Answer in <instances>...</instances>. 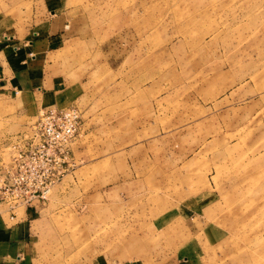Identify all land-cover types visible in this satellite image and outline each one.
Here are the masks:
<instances>
[{"label":"rangeland","instance_id":"374dc122","mask_svg":"<svg viewBox=\"0 0 264 264\" xmlns=\"http://www.w3.org/2000/svg\"><path fill=\"white\" fill-rule=\"evenodd\" d=\"M50 19L66 41L46 63L86 84L85 145L19 263L264 264V0H0V37ZM111 99H145L128 151L92 126ZM41 103L0 99V139Z\"/></svg>","mask_w":264,"mask_h":264},{"label":"crops","instance_id":"0c3cea01","mask_svg":"<svg viewBox=\"0 0 264 264\" xmlns=\"http://www.w3.org/2000/svg\"><path fill=\"white\" fill-rule=\"evenodd\" d=\"M53 27V19H50L35 39L6 35L0 37V99L12 98L26 102L39 99L43 102V110L49 106L68 108L84 102L81 98L86 95V84L82 81L73 83L66 76L52 73L54 66L46 63L47 57L59 51L57 43L61 42L59 46H62L66 41L64 35L57 33L60 27H56L55 31ZM136 102L139 105L137 110H140L145 99H111L109 111L102 103L100 107L97 103L96 111L92 114L95 131L103 133L109 130L113 138H121L117 153L128 151L135 145V133L142 126L135 125V121L143 117L144 113L141 110L142 115L136 116ZM19 131L0 139V155L9 138ZM82 144L79 140L72 147L75 155L76 152L83 155L85 144ZM39 205L19 207L14 215L5 204H0V264H20V257L25 258L21 253L28 249L29 244L25 241L29 238L26 233L32 218L37 216Z\"/></svg>","mask_w":264,"mask_h":264},{"label":"built area","instance_id":"2783aa9c","mask_svg":"<svg viewBox=\"0 0 264 264\" xmlns=\"http://www.w3.org/2000/svg\"><path fill=\"white\" fill-rule=\"evenodd\" d=\"M83 119L77 107H50L36 123L12 135L0 155V204L12 214L45 201L72 167L74 141Z\"/></svg>","mask_w":264,"mask_h":264},{"label":"bare ground","instance_id":"6f19581e","mask_svg":"<svg viewBox=\"0 0 264 264\" xmlns=\"http://www.w3.org/2000/svg\"><path fill=\"white\" fill-rule=\"evenodd\" d=\"M68 107V106H67ZM73 164V163H72ZM54 188V187H53ZM49 196V195H48Z\"/></svg>","mask_w":264,"mask_h":264}]
</instances>
